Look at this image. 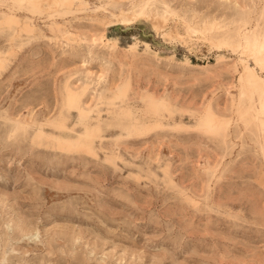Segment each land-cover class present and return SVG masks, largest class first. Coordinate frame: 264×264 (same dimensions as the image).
Masks as SVG:
<instances>
[{"label":"rangeland","instance_id":"rangeland-1","mask_svg":"<svg viewBox=\"0 0 264 264\" xmlns=\"http://www.w3.org/2000/svg\"><path fill=\"white\" fill-rule=\"evenodd\" d=\"M140 2L0 0V264H264V0Z\"/></svg>","mask_w":264,"mask_h":264},{"label":"bare ground","instance_id":"bare-ground-1","mask_svg":"<svg viewBox=\"0 0 264 264\" xmlns=\"http://www.w3.org/2000/svg\"><path fill=\"white\" fill-rule=\"evenodd\" d=\"M26 1L28 2V4L33 6L38 5L41 2H45L49 8L50 7L57 8V7H61L65 3H68L70 0H31V1L17 0L18 4L20 5L26 3ZM154 1L156 0H142V2L138 3L136 10L133 9L134 10L133 13L131 12L132 13L131 17L128 18L125 17V15L124 16L122 15V17L119 19V25L127 26L132 24L133 21H136L137 19L146 18L147 13L145 11V7L149 3L151 4ZM208 30H210L209 34H213V33L216 34L218 32L217 31L218 27H216V25H213L212 27H209ZM203 37L205 38V36ZM257 37H259L260 39L257 40L256 39ZM257 37L253 33H248V32L244 33L243 35L237 38L227 37L226 39H223L222 41L214 45V48L218 50L221 49L230 50L233 48H238L240 56L243 55L250 57L254 63L253 65L258 67L260 72H263L264 37L262 35H257ZM105 42L107 43V45L111 47H114L116 43V41L112 39H105ZM134 49L135 46H129L128 48H126V50L128 51H133ZM238 83H239L238 85H240L241 87L240 103L245 107L244 111H242V114H248L249 118L246 119L251 121L255 120L256 123L261 128H263L264 127V81L247 63H242L240 69V76L238 78ZM253 98L257 99V103L255 104V106H254L255 99ZM215 124L217 123L206 122L205 126L214 127L216 126Z\"/></svg>","mask_w":264,"mask_h":264}]
</instances>
